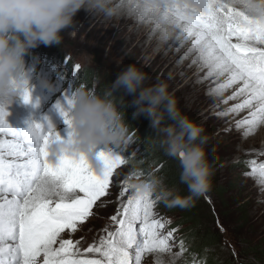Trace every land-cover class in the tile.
<instances>
[{"label":"snow or ice","instance_id":"6c2138e0","mask_svg":"<svg viewBox=\"0 0 264 264\" xmlns=\"http://www.w3.org/2000/svg\"><path fill=\"white\" fill-rule=\"evenodd\" d=\"M146 9H156L162 19L170 21L175 42H190L187 54L208 69L207 77L223 78L216 91L238 85L228 100L244 97L228 111L249 108L247 134L264 125V21L254 19L231 5L229 0H210L209 11L201 14L190 9L184 0H145ZM236 41L233 43L232 38ZM78 72L80 65H75ZM24 103H31L29 90L22 93ZM74 95H66L56 110L67 125V138L72 136L71 111ZM227 103V100L225 101ZM38 106L37 105H34ZM0 108V133L12 139L0 140V264H141L145 252H171L170 240L176 229L163 235L162 220L154 216L155 200L151 194L129 195L121 202L111 217L117 228L108 231L98 243H93L85 253H99L100 259L81 258L73 253L79 241L60 239L65 229L75 230L84 221L93 205L106 195L114 169L127 158L113 151L100 150L105 162L102 174H97L83 156H62L50 163L47 146L53 136L62 138L45 117L43 122L29 121L22 128H14ZM255 164V161H253ZM258 171L264 183V164ZM135 175V174H134ZM138 178V177H137ZM56 193L50 195L51 185ZM134 184L126 183L123 196ZM82 196H69L70 193ZM180 257L185 251L184 241L179 242Z\"/></svg>","mask_w":264,"mask_h":264},{"label":"rangeland","instance_id":"374dc122","mask_svg":"<svg viewBox=\"0 0 264 264\" xmlns=\"http://www.w3.org/2000/svg\"><path fill=\"white\" fill-rule=\"evenodd\" d=\"M85 14L77 13L74 17V25L61 33L62 42L60 45H51L56 46L55 48L49 45V48H46L47 51L50 50V54L43 49V44L26 53V67L32 69L31 83L33 87L30 89L32 102L24 103L18 98L6 110L9 113L6 117L7 122L14 128L25 127L21 122L27 119L25 118L26 115L28 118L31 117L29 114L31 109V118L34 121L43 122L44 118L47 117L55 129H60L58 133L63 137L68 128L63 117L56 110V104L63 102L66 95H72L76 89L81 87H87L99 94L97 89L100 90L102 83L108 76H111L115 81L119 73L128 65L135 64L137 68L147 74L146 85L159 82L168 84V92L176 100V106L182 116L203 127L204 134L208 137L204 148L214 172L209 191L197 199V204L191 206L196 212V225L182 222L184 220L182 218L183 208H176V210L161 208L155 197L152 196V199L156 201L153 208L154 216L162 220L165 225L159 231L166 235L168 231H171L166 228V224L171 222L180 223L179 229L182 233L188 232L186 227L193 225L194 228L191 230H193L195 240L205 238L207 233L220 235L218 243L212 246L209 251L222 264H228L232 261H235V264L263 262V257L251 253L250 250L254 249L256 244L264 245V208L261 213L254 215L253 220V214L257 211L254 209L255 206L249 202L247 188H249L248 185L255 187L260 184L258 180H261V177L253 169L264 164V125H262L263 128H260L261 134L255 141L256 144L250 145L252 149L241 148L240 141L248 135L246 131H243L239 140L235 142V137L233 139V137L228 136V123L230 122L222 121L221 116L225 115V112L215 113V111L210 110L211 105L204 100L193 103L192 93L189 88L185 87V84L192 77V73L187 74L182 81H174V74L171 75L173 68L164 70L165 66L155 51L144 53L142 49L135 47L134 43L128 41V37L116 23H112V27L109 28L108 25L98 24L100 23L99 20L89 21V14H86L87 16ZM234 41L233 43H235ZM77 64L80 65L78 72L74 67ZM46 66L50 69L48 68L47 72H43L42 78L39 79L41 80L40 84L37 79L40 68L45 69ZM90 68L93 69L94 73H97L96 81L90 87L83 86L79 83L82 79L79 76H82L84 71ZM51 75H54V79H56L55 85L50 88L43 86L42 81L49 82L48 79ZM33 80H35L34 83ZM215 89L216 87L213 90ZM37 103L38 106L34 107ZM117 107L119 109L121 105L117 104ZM137 108L138 105H135L136 110ZM238 126H243V123L236 125V127ZM2 134L0 133V139H6ZM139 134L138 131L128 132L129 142L122 145L127 158L126 162L114 169L106 195L96 201L91 209V214L84 221L78 222L74 231L65 229L53 248L59 247L60 239H71L73 242H80L77 245L80 252L76 253V249L72 250L76 256L101 258L99 253H85L84 249L93 243H98L101 237L107 236L108 231H115L117 225L111 220V217L116 214L121 202H126L127 197L133 194V190L129 188L123 196L121 195L126 183L134 184L146 177V175H144L145 177L142 176L143 171L140 170V167H134L131 162L129 163L130 155L126 153V149L131 148L136 154L141 153L140 155H143L144 150L140 144ZM234 145L236 147L239 145L240 151L237 152V147L235 152H230ZM160 167L156 165V160L152 159L144 168L151 174L164 177L161 175ZM136 173L140 174L136 175ZM250 177L253 179L252 182H249ZM165 179L164 183L168 187L175 188L181 195H187L188 189L185 185L171 186ZM261 191L260 188L258 196L263 195L264 192ZM70 194L83 195L78 190L77 193ZM179 235L177 232L173 233L175 239L169 241L172 245V251L165 252L166 255L180 251L179 243H177ZM39 261L40 264H43V255ZM153 261L154 253L145 252L141 264H153ZM189 261L186 260V255L183 252L180 257L176 258L175 264H189Z\"/></svg>","mask_w":264,"mask_h":264},{"label":"clouds","instance_id":"9594fccd","mask_svg":"<svg viewBox=\"0 0 264 264\" xmlns=\"http://www.w3.org/2000/svg\"><path fill=\"white\" fill-rule=\"evenodd\" d=\"M229 2L250 17L264 21V0ZM184 3L201 14H206L210 7V0H184ZM81 10L107 18L127 16L151 23L161 41L173 36L170 21L163 20L156 9L147 10L145 0H0V108L7 110L18 98L24 102L22 93L33 87L26 53L40 44L60 45L61 33L74 25V17ZM147 79L146 73L131 64L103 95L87 87L76 89L71 139L53 136L47 146L49 161L54 164L65 155L83 156L97 174H102L105 162L98 155L99 149L112 151V145L119 147L129 142L128 124L115 102V90L123 88L128 93L139 90L133 101L138 105L136 115L146 114L167 155L180 159V182L188 192L181 195L168 187L163 177L149 174L134 183L133 194H151L170 207L193 206L209 191L214 175L204 148L208 137L202 126L181 115L166 83L146 85ZM42 84L51 87L47 81ZM166 117L172 123L165 124ZM50 187L49 194H57L55 185ZM175 260L174 254L156 252L153 264H175Z\"/></svg>","mask_w":264,"mask_h":264},{"label":"bare ground","instance_id":"6f19581e","mask_svg":"<svg viewBox=\"0 0 264 264\" xmlns=\"http://www.w3.org/2000/svg\"><path fill=\"white\" fill-rule=\"evenodd\" d=\"M80 13L82 15L83 13L89 14L84 10H81ZM89 16L91 18V19L89 18V21L99 20L100 23L98 24L108 25L109 28L112 27L111 25L112 23H116L117 26L121 27V31L126 35V37H128V41L132 44L134 43L135 47L142 49L144 53L149 51H155V53L157 54V56L160 57V59L162 60L165 66L164 70H167L170 67L173 68L171 75L174 74V78H173L174 81L175 80L182 81L183 79H185L187 74L192 73L193 75L190 78V80L185 84V87L190 89L189 91H191L193 96L192 98L194 99L193 103L195 102L198 103L204 100L205 102H208L207 104L211 105L210 110L215 111V113L225 112V115L221 116V118L223 119L222 121L230 122L228 123L229 126L228 136L233 137V139L235 137L236 139L235 142L239 140L240 138L239 136L242 135L243 131H246L248 126L246 124H243V126L236 127V125H238V122L244 121L245 119H250L249 112L251 111V109L244 108L241 109L239 112L228 111L235 104L242 103L244 100V97H239V96L236 97L235 100L234 99L228 100V97L231 96L234 91H236L238 85H233L232 87L227 88L222 92L220 91L216 92L215 90H213L217 86V83H223V78L217 81L215 77H207L206 74L208 69L206 67H203L201 62L198 60L195 63L193 62L194 60H196L195 55L187 54L188 48L191 46L190 42H184L183 44L179 42H175L173 36L172 38L166 41H161L158 38V33L155 32L153 24L145 21L136 20L134 18H130L127 16L107 18L102 14H95V13L89 14ZM232 40L234 41L236 40V38L233 37ZM256 46L264 47V45H259V44H257ZM210 89H212V91H210ZM226 100L227 103H225ZM29 114L32 117L31 109L29 111ZM31 117L28 118L26 115L25 118L27 119L21 122V124L26 126V122L33 121V118ZM263 127L262 125L258 126L254 132L244 137L243 140L240 141L241 148L245 150L252 149L250 145L256 144L255 141L260 137L261 134L260 128ZM2 135L6 139L11 138L8 135L6 136L4 134ZM64 135L65 136L62 138H67V133ZM240 146L239 145L237 146L238 149L236 145L232 146L230 152H235L236 149L237 152L240 151ZM257 173L259 172L257 171ZM252 181L253 179L250 177L249 182ZM258 181L260 182V184H257L255 187H250L248 185L249 188H247L249 193V202L255 206L254 209H256L257 211V213L254 212L253 216L261 213V210L264 208V193L262 196L257 195L259 193L260 188L264 192L263 189L264 183H262L261 180ZM69 196H75V195L69 194ZM252 218L254 220L255 216Z\"/></svg>","mask_w":264,"mask_h":264},{"label":"trees","instance_id":"16d2710c","mask_svg":"<svg viewBox=\"0 0 264 264\" xmlns=\"http://www.w3.org/2000/svg\"><path fill=\"white\" fill-rule=\"evenodd\" d=\"M51 46V45H50ZM56 47V46H51ZM46 48H49L46 45H43V49L46 51V53L50 54V50L47 51ZM45 53V52H43ZM84 74V75H83ZM82 76H80L82 79L79 83L83 86H92L94 85V82L97 78V73H94L93 69H86ZM83 82V83H82ZM114 82V79L111 76H108L105 80V82L102 83L100 90L97 89V92L100 95H103V93L111 86V84ZM115 96V102L116 104H120L121 107L119 108V111L124 114L126 123L128 124L129 131L130 132H139V140L141 147L143 148L144 152L141 156V153H135L134 149H126V153L130 155V161L131 164L134 165V167H140L143 171L142 176L144 175L148 176L151 174V172L146 171V166L148 164V161H151L152 159L156 160V165L161 166V175L166 178L165 180L168 181V184L171 186H178L183 183L180 182V173H181V164L180 159L178 157H170L165 152L164 148L160 144V137L155 133V130L150 126V118L142 113L139 116L136 115L137 110L135 109V105L133 101L135 98L139 95V90H137L136 93H128L123 88H117L114 93ZM173 97V95H171ZM137 106V105H136ZM182 115V114H181ZM165 124L172 123L171 120L165 118L164 121ZM119 148H122V146H119ZM124 148V147H123ZM145 167V168H144ZM141 171V172H142ZM140 173H136V175H139ZM184 185V184H183ZM186 186V185H185ZM221 187V186H220ZM157 203L159 207L165 208L167 210H176V208H182L179 206L170 207L166 203L162 201H158ZM197 204V200L195 202ZM184 212L182 213V218L184 220L183 223H189V224H195L196 221V212L193 211V209L190 207H183ZM180 223L177 222H171L169 223V226L172 229H176L175 232H177L181 240L184 241L185 244V255L186 260H190L189 262H197L198 264H222V262L218 261L215 257V255L210 254L209 249L216 245L219 240V236L215 235L214 233H207L205 238H202L199 240H195V235L193 233L192 227H186L188 232L182 233L179 229ZM183 231V230H182ZM251 253L259 254L260 257H263L264 259V245L256 244L254 246V249L250 250ZM228 264H235V261L228 263ZM246 264V263H242ZM258 264H264V261Z\"/></svg>","mask_w":264,"mask_h":264}]
</instances>
